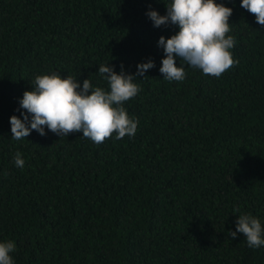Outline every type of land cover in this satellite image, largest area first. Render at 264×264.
Returning a JSON list of instances; mask_svg holds the SVG:
<instances>
[{
	"label": "trees",
	"instance_id": "trees-1",
	"mask_svg": "<svg viewBox=\"0 0 264 264\" xmlns=\"http://www.w3.org/2000/svg\"><path fill=\"white\" fill-rule=\"evenodd\" d=\"M169 2L0 0V242H15L14 264H264V246L228 235L239 214L264 226V26L241 0H216L233 9L238 63L219 78L185 66L169 82L158 40L178 27L146 15ZM149 59L123 105L135 136L97 145L45 127L11 139L37 75L110 91L99 65L135 74Z\"/></svg>",
	"mask_w": 264,
	"mask_h": 264
},
{
	"label": "clouds",
	"instance_id": "clouds-1",
	"mask_svg": "<svg viewBox=\"0 0 264 264\" xmlns=\"http://www.w3.org/2000/svg\"><path fill=\"white\" fill-rule=\"evenodd\" d=\"M165 6V15L156 10L146 13L156 28L178 27L169 38L160 36L158 40L164 52L159 69L163 79L184 81L185 66L199 69L205 76L219 78L238 63L231 51L236 40L229 35L232 8L216 0H170ZM240 6L254 15L257 24L264 26V0H241ZM177 58L180 66L176 64ZM154 67V61L149 59L137 65L135 74L125 73L123 67L118 74L114 66L99 65L98 72L107 81L110 91L93 87L89 78L83 80L81 87L70 75L67 78L57 72L37 75L31 83L33 90L25 91L19 101L23 118L10 117L11 139L24 140L32 131L45 136V127L60 137L82 133L83 138L97 145L113 135L116 140L135 136L138 120L131 118L123 105L141 91L135 83L137 76L147 77L145 73ZM14 161L19 168L25 165L19 152ZM233 211L239 213L238 208ZM237 233L244 235L250 248L264 246V226L251 214H239L236 231H229L228 235L235 239ZM15 249L14 241L0 242V264H14L10 253Z\"/></svg>",
	"mask_w": 264,
	"mask_h": 264
}]
</instances>
